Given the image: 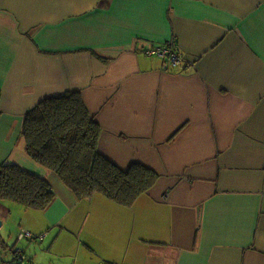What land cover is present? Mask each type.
Returning a JSON list of instances; mask_svg holds the SVG:
<instances>
[{
    "label": "crops",
    "instance_id": "obj_1",
    "mask_svg": "<svg viewBox=\"0 0 264 264\" xmlns=\"http://www.w3.org/2000/svg\"><path fill=\"white\" fill-rule=\"evenodd\" d=\"M172 39L178 64L146 53ZM68 91L104 156L157 172L133 207L77 199L25 152V116ZM5 162L56 196L46 211L0 201L13 245L34 229L47 249L29 241L16 263L264 264V0H0Z\"/></svg>",
    "mask_w": 264,
    "mask_h": 264
},
{
    "label": "trees",
    "instance_id": "obj_2",
    "mask_svg": "<svg viewBox=\"0 0 264 264\" xmlns=\"http://www.w3.org/2000/svg\"><path fill=\"white\" fill-rule=\"evenodd\" d=\"M101 133L81 92L70 91L40 102L25 116L22 128L27 155L53 172L77 199L102 194L133 207L153 188L158 174L141 163L123 169L109 160L99 150ZM55 198L48 180L16 164L0 163V201L46 211Z\"/></svg>",
    "mask_w": 264,
    "mask_h": 264
},
{
    "label": "rangeland",
    "instance_id": "obj_3",
    "mask_svg": "<svg viewBox=\"0 0 264 264\" xmlns=\"http://www.w3.org/2000/svg\"><path fill=\"white\" fill-rule=\"evenodd\" d=\"M9 203H13V202H9ZM22 208H25V207H23L22 206ZM26 210H30V211H32V209H27V208H25ZM34 211H36V210H34ZM79 224V221H77L76 222V226ZM2 230H6L7 232H9V234H8V236H5V238L7 239V241H8V246L6 245V243L3 241V239H2V237H1V241H0V256H1V253L4 251V249L7 251V257H6V260L7 261H9L10 263L9 264H15L16 263V260H15V256H14V253H13V251H14V249H21V250H26V246H27V244H28V242L30 241V242H34V243H32L33 245H36L35 247H36V249H37V251H38V253H44L45 252V250H47V249H44V247L43 246H41V245H43L42 244V238H39V234H37V232L34 230V229H32L33 230V232L34 233H32L35 237L34 238H32V239H30V238H24L25 240H23L22 242L21 241H19L18 242V244L17 245H13L14 243H13V239H14V234H15V232H12V231H10L11 230V228L10 227H8L7 226V224H5L4 226H2L1 228H0V231H2ZM57 235V232H55V233H53L51 236H50V238H51V240L55 237ZM18 238V236H16L15 237V239H17ZM28 239H30V240H28ZM36 243V244H35ZM4 244V245H6L7 247L6 248H4V246H2V245ZM15 246V247H14ZM4 248V249H3ZM15 250V251H16ZM56 253H54L53 254V256H52V258H55V260L57 261L58 260V257H56V255H55ZM28 255H30L29 253H28ZM0 260H1V258H0ZM25 264H28V262H25Z\"/></svg>",
    "mask_w": 264,
    "mask_h": 264
},
{
    "label": "built area",
    "instance_id": "obj_4",
    "mask_svg": "<svg viewBox=\"0 0 264 264\" xmlns=\"http://www.w3.org/2000/svg\"><path fill=\"white\" fill-rule=\"evenodd\" d=\"M176 40L172 39L170 42L165 43L164 45H155L150 47L148 50H146V53L148 55H153V56H159L163 59H167L168 64H172V65H176L180 62V54L178 53V51L175 49V43ZM174 44V45H173ZM35 236L29 232V231H23L20 235V239H24V238H34ZM41 238V237H40ZM17 254V260L18 261H23L24 257H23V253L20 250L16 251Z\"/></svg>",
    "mask_w": 264,
    "mask_h": 264
},
{
    "label": "water",
    "instance_id": "obj_5",
    "mask_svg": "<svg viewBox=\"0 0 264 264\" xmlns=\"http://www.w3.org/2000/svg\"><path fill=\"white\" fill-rule=\"evenodd\" d=\"M71 92H80V91H71ZM59 96H62V95H59ZM59 96H56V97H59ZM51 98H54V97H51ZM47 99H50V98H47ZM46 100V99H45ZM42 102V101H41ZM2 227V220H1V217H0V228Z\"/></svg>",
    "mask_w": 264,
    "mask_h": 264
}]
</instances>
